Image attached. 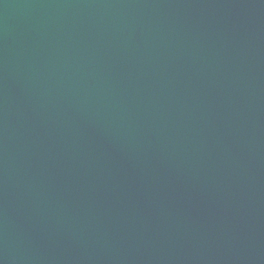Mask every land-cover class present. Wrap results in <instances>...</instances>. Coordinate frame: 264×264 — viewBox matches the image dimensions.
Returning a JSON list of instances; mask_svg holds the SVG:
<instances>
[{"label":"water","instance_id":"water-1","mask_svg":"<svg viewBox=\"0 0 264 264\" xmlns=\"http://www.w3.org/2000/svg\"><path fill=\"white\" fill-rule=\"evenodd\" d=\"M0 264H264V0H0Z\"/></svg>","mask_w":264,"mask_h":264}]
</instances>
